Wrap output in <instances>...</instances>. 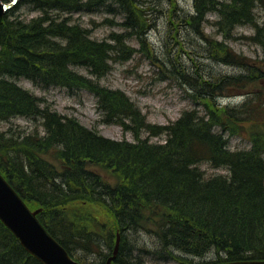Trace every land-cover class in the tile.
Listing matches in <instances>:
<instances>
[{
  "label": "trees",
  "instance_id": "1",
  "mask_svg": "<svg viewBox=\"0 0 264 264\" xmlns=\"http://www.w3.org/2000/svg\"><path fill=\"white\" fill-rule=\"evenodd\" d=\"M19 3L0 26V120L38 116L43 119L46 134L15 138L1 133L0 172L32 209H43L39 219L50 233L72 255L77 248L99 252L94 245H100L101 240L97 242V239L103 233L94 231L100 219L85 212L90 205L102 207L122 232L138 227L145 229V210L151 209L153 216L160 217L156 223L159 245L180 247L191 255L204 256L212 250L225 255L212 263L264 259V139L255 141L250 151L235 152L228 149L225 135L215 131L221 124L227 129L215 94L246 83L244 77L208 80L199 86V81H195L197 90L203 92L201 97L195 95V100L201 98L206 105L208 119L192 111L171 125L154 126L147 123L141 110L124 92L104 87L70 69V66H81L94 75H105L117 53L114 54L115 46L86 37L79 24L72 23L69 17L62 18L65 14L109 6L111 12L120 14L126 24L135 27L141 7L138 0H21ZM256 3L264 5V0H194L195 13L189 24L199 25L208 13H218L221 17L218 26L227 36L236 25L254 20L253 12L249 11ZM26 5L42 16L30 22L15 16L18 8ZM245 9L248 12L244 16ZM53 12L56 14L52 15ZM262 29L258 27V32ZM75 30L80 34L75 36ZM62 35L68 45L62 43L56 48L55 43H50ZM263 37L257 35V40L264 45ZM116 38L121 40L120 36ZM202 38L206 41L208 37ZM206 44L207 48L211 45L209 41ZM216 56L222 59L221 63L249 67L255 72L262 67L250 65L247 58L236 56L224 43L214 48L212 58L217 60ZM15 78L31 79L43 88L55 86L91 92L99 100L105 122L120 123L127 129L130 121L137 140L123 142L105 138L78 119L62 116L48 105L44 107L45 100L19 86ZM235 119L230 123L250 120ZM143 129L155 136L167 134L166 143L154 144L139 138ZM45 155L55 157L61 168L58 170L45 160ZM203 161L217 167L227 166L231 176L201 181L203 173L198 164ZM95 165L118 173L113 172L118 185L106 182ZM165 208L169 213L163 211ZM102 238L112 249L111 231ZM127 242L128 236H125L116 263L140 264L141 261L125 253L132 251L131 247H124ZM0 264H42L1 221Z\"/></svg>",
  "mask_w": 264,
  "mask_h": 264
},
{
  "label": "rangeland",
  "instance_id": "2",
  "mask_svg": "<svg viewBox=\"0 0 264 264\" xmlns=\"http://www.w3.org/2000/svg\"><path fill=\"white\" fill-rule=\"evenodd\" d=\"M143 1L144 5L140 1L139 3L146 15L145 22L154 26L150 34L145 33L148 40L143 42L139 38L138 30L126 24L123 16L111 12L109 6L106 10L100 9L101 11L98 9L62 15V18L69 17L72 23L79 24L90 38L115 46L114 54L117 53L115 59L109 63L110 68L105 75L96 77L81 66L72 68L70 66V69L93 78L104 87L124 92L141 110L147 123L154 126L171 125L181 119L186 112L192 111L197 112L200 118L208 119L209 112L206 105L201 102V98L195 100V95L203 96V92L197 90L195 81H199V86L208 80L220 81L229 76L244 77L246 83L231 86L215 94L217 104L222 111L220 114L227 123V129L221 124L215 127V131L225 135L229 150L235 152L250 150L255 141L264 139V45L257 40L264 36L263 29L258 32V27L264 28V5L256 6V13H253L254 20L236 25L226 36V32L218 26L221 19L218 13H208L199 25L189 24L195 13L194 0ZM15 16L30 22L42 15L39 11L33 10L31 5H26L17 10ZM119 36L127 47L123 56L118 52L120 46L116 45L119 41L116 37ZM203 36L208 37L206 41L203 40ZM208 41L211 43L209 48L206 44ZM220 43L226 44L236 56L247 58L250 65L262 66L261 69L255 72L249 67L221 63L222 59L219 56H216L217 60L213 59L214 48ZM209 50L212 53H209ZM13 80L33 95L45 100L44 107L48 105L62 116L78 119L85 127L96 130L105 138L123 142L137 140L133 131L134 124L130 121L127 122L129 127L127 129L120 123H106L98 98L87 90L43 88L31 79ZM215 111L216 109L212 112ZM216 115L223 123L222 117L217 113ZM236 117H246L250 120L246 122L243 120L244 123H230L231 120L236 121ZM1 133H5L7 137L24 138L27 135L45 136L46 131L43 119L34 116L0 120ZM163 135H151L143 129L139 138L164 143L166 135ZM44 158L58 170L61 168L55 157L45 155ZM198 168L203 173L204 180L218 176L225 179L231 176L226 169L227 166L217 167L208 161L199 163ZM95 170L112 186L118 185V179L114 174L116 172L113 170L103 165H95ZM163 211L169 213L167 208ZM85 212L100 219V222L94 226L97 232L104 235L111 231L113 248L118 237L123 244L125 236H128V245L124 247H131L132 251L125 253H130L131 257L134 256L141 261L140 264H204L225 257L218 255L215 250L204 256H198L191 255L180 247L159 245L156 223L160 221V217L153 216L151 209L145 210L143 221L145 229L141 230L138 227L123 232L114 225V219L106 215L102 207L90 205ZM103 235H98V238L101 236L97 239V242L101 240L100 245H94L100 250L99 252L94 254L86 249H78L77 256L88 263L99 264L102 255L112 254L113 248L105 244Z\"/></svg>",
  "mask_w": 264,
  "mask_h": 264
},
{
  "label": "water",
  "instance_id": "3",
  "mask_svg": "<svg viewBox=\"0 0 264 264\" xmlns=\"http://www.w3.org/2000/svg\"><path fill=\"white\" fill-rule=\"evenodd\" d=\"M18 0L10 4L0 1V25L5 12L12 9ZM39 210L32 211L14 188L0 173V219L20 240L27 251L45 264H79L67 251L48 233L38 219ZM119 245L115 249L117 255ZM112 257L108 264H111ZM227 264H264V261H244Z\"/></svg>",
  "mask_w": 264,
  "mask_h": 264
},
{
  "label": "bare ground",
  "instance_id": "4",
  "mask_svg": "<svg viewBox=\"0 0 264 264\" xmlns=\"http://www.w3.org/2000/svg\"><path fill=\"white\" fill-rule=\"evenodd\" d=\"M21 0H18V3L20 2ZM105 1V0H104ZM138 1H140V2H142L143 3V5H144V1L143 0H138ZM221 1H229V0H221ZM88 2V1H87ZM92 2V1H91ZM101 2V1H100ZM97 3V2H96ZM99 3V2H98ZM20 4V3H19ZM71 4V3H70ZM91 4V3H90ZM94 4V3H93ZM103 5V4H102ZM139 5H140V3H139ZM252 5V4H251ZM258 5V3H256L255 4V6L253 7V9L252 10H250L249 11V13H251V12H255L256 13V6ZM93 6V5H92ZM68 7V6H67ZM69 7H71V6H69ZM90 7V6H89ZM106 7L107 6H100V9L101 10H106ZM66 7H64V9H65ZM141 8V7H140ZM140 8H139V10H138V13H137V15H136V19H135V30H138V32H139V38L141 39V41L143 42L144 40H148V38L146 37V35H145V33H149L150 31H151V29H154V26L153 25H150V24H147L146 22H145V18H146V15H145V13H144V11H142V10H140ZM144 8V7H143ZM251 8V7H250ZM71 9V8H70ZM88 9V8H87ZM92 9H95V8H92ZM97 9V8H96ZM99 9V8H98ZM100 10V11H101ZM87 11V10H86ZM99 11V12H100ZM10 11H6L5 12V16L4 17H6V15L9 13ZM50 12V11H49ZM248 11L245 9L244 10V12H243V15L245 16V14L247 13ZM50 15V14H49ZM252 15V14H251ZM58 16V15H57ZM250 16V15H249ZM50 17V16H49ZM52 18V17H51ZM54 18V17H53ZM60 18V17H59ZM57 21H58V19H57ZM60 21V20H59ZM67 21V20H66ZM13 22V21H12ZM11 22V23H12ZM203 22V21H202ZM13 23H15V22H13ZM57 24V23H56ZM9 25V24H8ZM58 25V24H57ZM11 27H12V24H11ZM74 27V26H73ZM80 27V26H79ZM7 29V28H6ZM41 29V28H40ZM50 29V28H49ZM57 29V28H56ZM80 29H81V27H80ZM5 30V29H4ZM13 30V29H12ZM17 30V29H16ZM34 30H35V28H34ZM57 30H59V29H57ZM82 31L84 30V29H81ZM135 30H134V32H135ZM15 31V30H14ZM32 31V30H31ZM43 30H41V32H42ZM46 31H48V30H46ZM65 31V30H64ZM74 31V30H73ZM76 31V30H75ZM10 32V31H9ZM16 32V31H15ZM45 32V31H44ZM50 32H52V30H50ZM55 32V31H54ZM63 32V31H62ZM69 32V31H68ZM32 33H34V32H32ZM37 33V32H36ZM67 33V32H66ZM83 33H84V35L87 37L88 36V33L86 32V31H83ZM129 33V32H128ZM58 34V33H57ZM72 34V33H71ZM78 34H80V31L79 30H77L76 32H75V36L76 35H78ZM132 34H134V33H132ZM132 34H130V35H132ZM150 34V33H149ZM206 34V33H205ZM50 35V34H49ZM65 35V34H64ZM70 35V34H69ZM69 35H68V37H69ZM73 35V34H72ZM90 35V34H89ZM55 36V35H54ZM59 36V35H58ZM63 36V35H62ZM35 37H37V36H35ZM43 37V36H42ZM64 37V36H63ZM61 37V38H53L52 39V41H50V43L51 44H54L55 43V46H56V48H58V47H60V46H62V43L66 46V45H68V42H67V39H66V37ZM70 37H72L71 35H70ZM80 37H82V35L80 36ZM124 37V36H123ZM45 38V37H44ZM48 38V37H47ZM135 38V37H134ZM46 39V38H45ZM123 39V38H122ZM117 40V39H116ZM132 41V40H131ZM43 43V42H42ZM124 42L122 41V40H119L118 41V43L116 44V45H118V46H120V47H118V52H119V54L120 55H122V54H125V52H126V49H127V47H125L124 46V44H123ZM127 43V42H126ZM149 43V42H148ZM147 43V44H148ZM63 45V46H64ZM44 46V45H43ZM54 46V45H53ZM127 46H130V45H127ZM104 47V46H103ZM103 47H102V49H103ZM106 48V47H105ZM104 48V49H105ZM106 50V49H105ZM103 51V50H102ZM111 51V50H110ZM57 52V51H56ZM55 52V53H56ZM42 53H44V54H46L47 55V53L46 52H42ZM99 53H101V52H99ZM106 53V52H105ZM105 53H103V54H105ZM111 53V52H110ZM109 54V53H108ZM99 55V54H98ZM101 55V54H100ZM123 56V55H122ZM106 57V56H105ZM109 57V56H108ZM46 58H48V57H46ZM115 58V57H114ZM106 59V58H105ZM104 59V60H105ZM84 60V59H83ZM96 60H98V59H96ZM100 60L102 61L103 59L102 58H100ZM103 60V61H104ZM113 60V59H112ZM44 61H45V59H44ZM85 61H86V59H85ZM107 61V60H106ZM87 62H88V60H87ZM86 62V63H87ZM108 62V61H107ZM100 63V62H99ZM101 64H103V63H101ZM107 65H108V63H106ZM94 65V64H93ZM102 66V65H101ZM41 67V66H40ZM104 68V67H103ZM99 70V69H98ZM98 70H96V71H98ZM101 70H103V69H101ZM94 71V70H93ZM95 71V72H96ZM92 74H93V72H91ZM102 72H100V74H101ZM94 75V74H93ZM94 76H96V77H98L99 75H94ZM8 78V77H7ZM9 80H12V79H10V78H8ZM89 79H91V80H94L93 78H89ZM95 81V80H94ZM111 89V88H110ZM217 100V99H216ZM219 100V99H218ZM216 104V103H215ZM112 108H113V106H112ZM111 108V109H112ZM218 108V107H217ZM113 110H115V109H113ZM114 113V112H113ZM112 115V114H111ZM81 123V122H80ZM163 135V134H162ZM167 135V134H166ZM164 136V135H163ZM167 138V137H166ZM151 143H154V144H165L166 143V140H165V142L164 143H155V142H151ZM253 148V147H252ZM251 148V149H252ZM246 151V150H245ZM250 151V150H249ZM227 169V168H226ZM228 170V169H227ZM229 171V174L231 175V172H230V170H228ZM204 180V178H203V174H202V178H201V181H203ZM24 202L26 203V201L24 200ZM27 204V203H26ZM94 231H96L95 230V228H94ZM97 232V231H96ZM97 233H99V232H97ZM117 246L116 245H114V248L113 249H115ZM82 249V248H81ZM94 252V254L95 253H97V252H95V251H93Z\"/></svg>",
  "mask_w": 264,
  "mask_h": 264
}]
</instances>
